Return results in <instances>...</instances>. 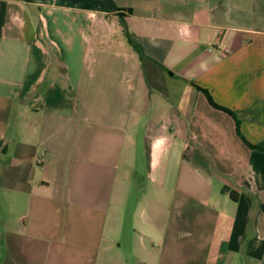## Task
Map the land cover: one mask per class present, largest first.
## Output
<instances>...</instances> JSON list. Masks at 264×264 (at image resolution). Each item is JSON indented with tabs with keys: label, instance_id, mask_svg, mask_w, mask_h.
<instances>
[{
	"label": "crops",
	"instance_id": "0c3cea01",
	"mask_svg": "<svg viewBox=\"0 0 264 264\" xmlns=\"http://www.w3.org/2000/svg\"><path fill=\"white\" fill-rule=\"evenodd\" d=\"M0 264H264V0H0Z\"/></svg>",
	"mask_w": 264,
	"mask_h": 264
},
{
	"label": "trees",
	"instance_id": "16d2710c",
	"mask_svg": "<svg viewBox=\"0 0 264 264\" xmlns=\"http://www.w3.org/2000/svg\"><path fill=\"white\" fill-rule=\"evenodd\" d=\"M113 7H115V6H113ZM126 38H127V40H128V43L131 45V47H132V49H133V52L137 55L138 59H139L140 61H143L144 59H146V57H145L144 54H143L142 48H141L138 44L133 43L128 35H126ZM204 93H205V95H206V97H207V100L210 102V104H212L213 106L219 108L218 106H216V105L212 102V100H211L210 96L208 95V93H207L206 91H204ZM219 109H221V108H219ZM222 110H224V109H222ZM228 112H229V111H228ZM229 113H230V112H229ZM232 116H233V118H234V120H235V122H236L237 134L241 137V135H240V133H239V129H238V125H239V124H238V121H237V119H236V117H235L234 115H232ZM254 148H255V147H254Z\"/></svg>",
	"mask_w": 264,
	"mask_h": 264
}]
</instances>
